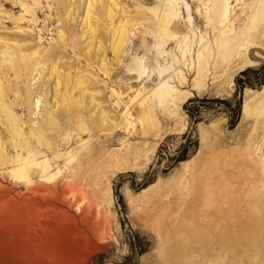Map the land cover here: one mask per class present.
<instances>
[{
	"label": "rangeland",
	"instance_id": "1",
	"mask_svg": "<svg viewBox=\"0 0 264 264\" xmlns=\"http://www.w3.org/2000/svg\"><path fill=\"white\" fill-rule=\"evenodd\" d=\"M0 65V264H264L262 0H0Z\"/></svg>",
	"mask_w": 264,
	"mask_h": 264
},
{
	"label": "bare ground",
	"instance_id": "2",
	"mask_svg": "<svg viewBox=\"0 0 264 264\" xmlns=\"http://www.w3.org/2000/svg\"><path fill=\"white\" fill-rule=\"evenodd\" d=\"M262 4H263V6H264V0H262ZM16 66H17V68H16V70L19 72V70L21 69V63H17L16 64ZM4 68L5 69V67L4 66H2V65H0V70H1V68ZM16 71V72H17ZM21 72V71H20ZM175 92V89H174V87H172V86H169V85H167V83L166 84H163L162 86H160V87H158L157 88V90H156V95L158 96V98H159V101L164 105L165 103H169L170 102V100H172V102H176V101H178V100H174L173 98V93ZM172 97V98H171ZM20 157V156H19ZM18 157V158H19ZM20 160H21V157L19 158ZM15 161H17V160H15Z\"/></svg>",
	"mask_w": 264,
	"mask_h": 264
}]
</instances>
